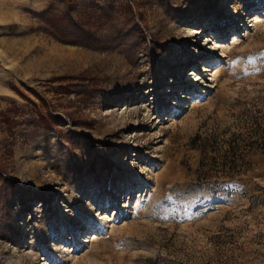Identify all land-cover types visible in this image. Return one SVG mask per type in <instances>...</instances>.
I'll use <instances>...</instances> for the list:
<instances>
[{"label":"rangeland","instance_id":"rangeland-1","mask_svg":"<svg viewBox=\"0 0 264 264\" xmlns=\"http://www.w3.org/2000/svg\"><path fill=\"white\" fill-rule=\"evenodd\" d=\"M0 264H264V0H0Z\"/></svg>","mask_w":264,"mask_h":264},{"label":"trees","instance_id":"trees-1","mask_svg":"<svg viewBox=\"0 0 264 264\" xmlns=\"http://www.w3.org/2000/svg\"><path fill=\"white\" fill-rule=\"evenodd\" d=\"M64 11L62 13L52 14L53 11L47 9L44 14L47 17V23L50 32L55 39L65 43L80 45H97L98 36L89 27L83 25L74 15L73 10ZM49 14V15H48ZM60 117V116H59ZM56 117V118H59Z\"/></svg>","mask_w":264,"mask_h":264},{"label":"bare ground","instance_id":"bare-ground-1","mask_svg":"<svg viewBox=\"0 0 264 264\" xmlns=\"http://www.w3.org/2000/svg\"><path fill=\"white\" fill-rule=\"evenodd\" d=\"M214 69V68H213ZM214 75L219 78L220 70L214 69Z\"/></svg>","mask_w":264,"mask_h":264}]
</instances>
